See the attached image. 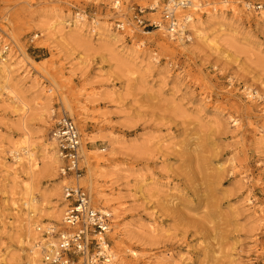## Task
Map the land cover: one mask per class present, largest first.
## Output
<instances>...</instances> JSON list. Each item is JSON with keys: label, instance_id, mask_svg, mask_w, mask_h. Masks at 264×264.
<instances>
[{"label": "rangeland", "instance_id": "374dc122", "mask_svg": "<svg viewBox=\"0 0 264 264\" xmlns=\"http://www.w3.org/2000/svg\"><path fill=\"white\" fill-rule=\"evenodd\" d=\"M116 1L124 11L158 2L159 12L168 0ZM224 1L196 0L203 22L215 10L228 13L223 31L207 26V41L191 33L192 42L180 46L153 32L107 46L88 26L107 22L115 33L113 0H0L9 85L28 106L45 108L23 117L0 95V160L9 168L11 151L28 146L39 165L33 177L20 166L16 174L0 168V264H29L16 239L29 192L40 206H63L61 198L43 199L61 186L60 166L55 178L44 172L43 147L57 150L51 131L62 114L90 142L88 150L105 151L97 184L102 195L119 199L113 208L120 215L99 209L113 215L114 254L122 241L138 253L126 254L130 263L264 264V0ZM245 3L262 10L245 11ZM78 13L86 26L76 35ZM59 20L53 33L42 31ZM135 45L137 60L129 54ZM83 176L80 186L95 207L87 168ZM37 229L41 237L46 227Z\"/></svg>", "mask_w": 264, "mask_h": 264}, {"label": "built area", "instance_id": "2783aa9c", "mask_svg": "<svg viewBox=\"0 0 264 264\" xmlns=\"http://www.w3.org/2000/svg\"><path fill=\"white\" fill-rule=\"evenodd\" d=\"M196 5V0H170L159 12L157 8L140 6H131L124 11L120 2L115 1L112 6L115 16L112 29L126 39L134 33L146 35L159 32L174 41L183 38L189 43L192 39L189 26L194 15L199 12ZM244 9L258 12L262 6L245 3ZM154 13L158 14L157 17L153 16ZM36 38L37 35L29 43L33 44ZM7 52L6 46L2 55ZM51 137L55 140L61 161L59 177L70 179L71 182L62 187V227L57 231L46 227L41 232L44 242L37 244L39 256L35 264H114V254L108 239L113 215L109 210L93 207L88 194L79 184L84 168L81 167L80 138L74 122L64 114L55 118Z\"/></svg>", "mask_w": 264, "mask_h": 264}, {"label": "bare ground", "instance_id": "6f19581e", "mask_svg": "<svg viewBox=\"0 0 264 264\" xmlns=\"http://www.w3.org/2000/svg\"><path fill=\"white\" fill-rule=\"evenodd\" d=\"M113 1L115 2L116 0H113ZM157 3L158 2H154L152 5V8H155V10L158 7ZM195 8L198 11L200 9V6L196 5ZM121 12H123V10ZM225 13L227 12H225L224 10H221L220 13H218L217 10H215L212 13H208L209 15L207 19L205 20V22L202 21V18L200 16L195 17V15L197 14L195 15L193 14L194 18L189 26V31L196 38L207 41L208 39H206V33H205L207 26H214V30L216 32L223 31L221 29L222 27H224L225 21L227 20ZM157 15H158L157 13H154L153 16L157 17ZM232 18L233 17H231V20ZM258 20L259 22H264V13L260 14V17L258 18ZM73 24L72 25L74 26V30L76 31L75 34L77 35L79 32H82L83 28L86 26V20L83 19V16H80V14L78 13L75 16V20L73 21ZM58 25H62V21L58 22L55 25L44 24L42 25V31L45 32L46 34L53 33L56 29V26ZM231 25L232 23L230 24V26ZM88 27L90 28V32L99 35L100 38H103L102 41L107 46L109 45L116 46L118 43H122L123 36L121 35L119 36L118 34L113 33L110 28L111 27L110 23L94 20L93 22L90 23ZM75 34L69 35L68 39L71 42H75L77 40L76 38L77 36ZM151 34L152 32L146 35H151ZM162 37H166V35L163 34ZM59 38L62 41L64 39V37L62 36ZM172 40L174 39H170V41ZM176 40L180 46H185V41L183 40V38H178ZM190 42H192V39ZM140 45L142 46V43H140ZM140 45H135L134 51L132 49L129 51L130 56L135 54L132 56V57L136 56L135 60H137L138 58L137 55L140 53V50H139ZM22 55L25 60H29L25 52L22 51ZM3 57L4 56H1V52H0V95H3V94L6 95V101H8V105H10L12 109L14 110L13 113H21L20 115L24 117L28 111H31V110L40 111L41 109L44 110L45 108L39 102L34 101L31 107L28 106V104L24 101V99L21 98L14 91V88L11 85H9V81L11 79V74H12V63L9 60H7L8 59L7 56H6L7 59ZM54 89L56 88L54 87ZM68 110L70 109L68 108ZM45 113H46V110L43 112L42 115L45 116L44 115ZM233 122H235V125L237 124L235 120H233ZM77 132L80 138L81 163L83 161L85 165L84 167L82 165L81 166L83 168H87L86 185H87V190L95 204V208H98V209L99 207L109 208L112 211H114L115 214L120 215L119 210L117 208H113V205H115L116 204L115 202L118 201L119 199L113 198L112 195H102L101 190L99 189L98 184H97V177L100 175L98 174L100 173V171L97 172V170L100 168L99 165L106 161L104 159V155H102V153H104L105 151L99 150V149L88 150L87 145L90 142H87L86 140L82 142V136L78 129H77ZM54 141H55L54 138H52V142ZM54 145L55 144H51L47 147L46 146L43 147V152L45 154V159H46V161L43 162L44 172L53 178H55V173H56L57 168L61 165V161L59 159L57 150L55 149ZM11 154L13 155V165H11L8 168V166H6V162H5L6 160L2 159L0 160L1 169L2 168L5 169L4 171L6 173L15 172L16 174V169L20 166V167L27 169L30 176L33 177L35 175V170L38 168L39 165H38L37 159L35 158V153L32 150L28 149V146L22 149L17 148L11 151ZM92 156H95L94 157L95 159H91ZM58 173H59V169H58ZM70 182H71L70 179H61V186H60V183H55L54 185H52L51 188L47 191V195L43 197L44 201L47 200L46 202L48 203V201H50L53 197L61 198L63 200L61 196L62 187ZM72 183H74V181ZM22 204L24 208L26 209V222L19 229L20 233L17 234V238H16L17 244L21 251V255L27 258V262L29 264H35L39 256V252L37 250V247L39 245L37 244L39 242H44V240L40 236L37 235L36 229L38 228L39 225L44 226V227H52V228L57 227L60 229L62 227V216L64 212V206H62L61 203L60 204L54 203L52 205L48 203L49 205L48 207L44 205L40 206L36 197L33 196V194L30 192L28 193L27 200L23 202ZM113 238L115 239V237ZM131 240L132 239H128V243L131 242ZM115 244H116V254L114 253L113 254H114V259H116L115 260L116 263L114 262V264H138V263H133V262L130 263L125 260V256L127 253H130V256L132 258H136L138 254L137 252L130 251L129 247H126L124 245V242L122 241L116 242ZM134 247H137V246H134ZM178 264H185V261L181 260Z\"/></svg>", "mask_w": 264, "mask_h": 264}]
</instances>
